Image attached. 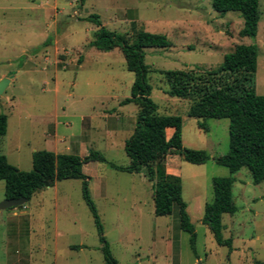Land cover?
Returning a JSON list of instances; mask_svg holds the SVG:
<instances>
[{"label":"rangeland","instance_id":"rangeland-1","mask_svg":"<svg viewBox=\"0 0 264 264\" xmlns=\"http://www.w3.org/2000/svg\"><path fill=\"white\" fill-rule=\"evenodd\" d=\"M258 12L255 36L241 37L238 12L220 14L210 0H0V80L7 79L0 93V112L7 116L0 154L24 171L31 170L32 152L42 149L81 157L92 149L108 162L128 165L124 143L138 106L120 101L130 97L134 75L119 48L90 45L97 25L86 17L98 15L102 25L130 40L139 29L162 33L168 47L144 48L150 97L158 113L181 117L183 146L209 155L202 164L175 153L164 161L166 171L181 179L196 233L194 251L189 233L179 227L175 204L169 215L154 214L152 181L89 161L82 170L103 235L117 264H264V180L254 184L245 167L232 173L237 210L221 217L231 250L217 244L201 219L213 196L211 178L231 175L214 161L228 150L229 120L189 117L192 101L168 95L163 73H203L217 67L235 44H255L254 89L264 95L263 1ZM4 187L0 180V202ZM81 189L80 179H63L36 191L22 207L0 209V264H103Z\"/></svg>","mask_w":264,"mask_h":264},{"label":"trees","instance_id":"trees-1","mask_svg":"<svg viewBox=\"0 0 264 264\" xmlns=\"http://www.w3.org/2000/svg\"><path fill=\"white\" fill-rule=\"evenodd\" d=\"M82 1V0H79ZM220 14L238 12L243 25L238 31L241 37H254L259 20L258 0H210ZM87 20L97 25L91 46L101 51L119 48L124 56L126 69L133 73L130 97L120 104L130 102L138 106L132 134L125 140L124 151L129 164L121 166L108 162L96 150H88L84 156L74 153H55L42 149L32 152L31 170L24 171L8 162L0 154V180H4L5 198L26 197L28 200L38 190L52 186L56 181L77 178L81 180L82 198L93 217L101 243L103 264H117L102 231V225L90 198L88 176L82 165L89 161L107 162L116 170L142 173L153 182L152 199L154 214L165 216L175 204L178 210L179 227L189 233L190 246L194 251L195 230L186 212V203L181 194V179L165 169V157L175 153L192 164H202L209 159L203 149H193L182 144V119L178 115L160 114L150 97L151 87L147 82L149 66L144 62V48H166L170 45L166 35L139 29L134 38L117 33L102 25L98 15L91 14ZM48 39L44 42L46 44ZM257 66L255 44H235L232 51L224 54L222 62L203 73L193 70H165L170 96L190 99L187 115L196 119L227 118L229 120L228 150L214 158L215 163L227 167L231 175L211 178L213 196L203 207L202 223L205 224L219 245L231 250V238H224L221 217L237 210L231 192L232 173L241 167L247 168L252 182L264 180V95L254 89V74ZM198 127L207 131L204 121ZM171 128L169 137L166 129ZM7 131V116L0 112V137ZM77 248V246H73Z\"/></svg>","mask_w":264,"mask_h":264},{"label":"water","instance_id":"water-1","mask_svg":"<svg viewBox=\"0 0 264 264\" xmlns=\"http://www.w3.org/2000/svg\"><path fill=\"white\" fill-rule=\"evenodd\" d=\"M7 84V79L3 78L0 80V93L3 91L5 85ZM28 201L26 197L18 198H5L0 202V209L12 208V207H22L24 203Z\"/></svg>","mask_w":264,"mask_h":264},{"label":"crops","instance_id":"crops-1","mask_svg":"<svg viewBox=\"0 0 264 264\" xmlns=\"http://www.w3.org/2000/svg\"><path fill=\"white\" fill-rule=\"evenodd\" d=\"M261 1L264 2V0H258V5H259V3H260ZM263 30H264V25H263ZM167 130H171V131H170V134H171L172 129H171V128H167L166 131H167ZM169 136H170V135H168L167 137H169Z\"/></svg>","mask_w":264,"mask_h":264}]
</instances>
